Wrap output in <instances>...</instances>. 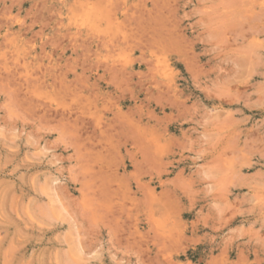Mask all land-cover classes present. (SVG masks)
Segmentation results:
<instances>
[{
    "label": "rangeland",
    "instance_id": "rangeland-1",
    "mask_svg": "<svg viewBox=\"0 0 264 264\" xmlns=\"http://www.w3.org/2000/svg\"><path fill=\"white\" fill-rule=\"evenodd\" d=\"M0 264H264V0H0Z\"/></svg>",
    "mask_w": 264,
    "mask_h": 264
}]
</instances>
